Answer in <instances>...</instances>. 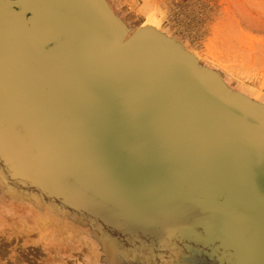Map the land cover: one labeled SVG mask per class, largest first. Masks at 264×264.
<instances>
[{
  "label": "water",
  "instance_id": "1",
  "mask_svg": "<svg viewBox=\"0 0 264 264\" xmlns=\"http://www.w3.org/2000/svg\"><path fill=\"white\" fill-rule=\"evenodd\" d=\"M9 1L0 0L5 157L58 199L116 220L169 232L220 223L241 245L237 264H264V154L245 140V128L264 139V124L225 104L185 59L142 43L112 52L106 28L82 12L88 0H31L24 21ZM47 28L50 38L31 39Z\"/></svg>",
  "mask_w": 264,
  "mask_h": 264
},
{
  "label": "rangeland",
  "instance_id": "2",
  "mask_svg": "<svg viewBox=\"0 0 264 264\" xmlns=\"http://www.w3.org/2000/svg\"><path fill=\"white\" fill-rule=\"evenodd\" d=\"M30 2L9 1L7 9L24 21ZM86 7L82 12L90 11L112 37V52L142 43L185 59L225 104L264 124V0H88ZM12 16L6 21L18 28ZM49 28L31 39L50 38ZM62 58L66 63L67 55ZM245 131V140L264 154V139ZM49 211L44 239L40 229L29 240L14 231L21 230V221L32 228ZM111 216L58 199L0 151V248L6 250L0 264H237L231 255L241 254L240 243L217 222L196 220L169 232L148 221Z\"/></svg>",
  "mask_w": 264,
  "mask_h": 264
},
{
  "label": "bare ground",
  "instance_id": "3",
  "mask_svg": "<svg viewBox=\"0 0 264 264\" xmlns=\"http://www.w3.org/2000/svg\"><path fill=\"white\" fill-rule=\"evenodd\" d=\"M3 17H6L5 16V13H4V16ZM11 28H13V27H11ZM12 30H14V28ZM17 31H18V33H20V30L17 29ZM50 216H51L50 211H49V213L48 212H45V213L43 212L40 215L39 218H37L36 220L35 219L33 220V226H32V228H29V229L26 228V225H24V221H21V224H22L21 230H19L18 227H15L14 228V231L18 232L17 233L18 235L20 233L26 235V236L23 235V237H27L26 239L29 240V237L32 235L31 233H33L35 230L40 229V231H38L39 236H40L39 239L42 240V239L45 238V236L47 234H49V230H46L45 231V228L48 229L47 222L50 220ZM12 249L13 250H16L17 247L13 246ZM5 252H6L5 249L0 248V253L1 254H4Z\"/></svg>",
  "mask_w": 264,
  "mask_h": 264
}]
</instances>
